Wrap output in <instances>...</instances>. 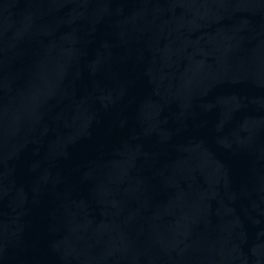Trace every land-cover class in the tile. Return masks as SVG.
<instances>
[{"label":"water","instance_id":"obj_1","mask_svg":"<svg viewBox=\"0 0 264 264\" xmlns=\"http://www.w3.org/2000/svg\"><path fill=\"white\" fill-rule=\"evenodd\" d=\"M0 264H264V0H0Z\"/></svg>","mask_w":264,"mask_h":264}]
</instances>
